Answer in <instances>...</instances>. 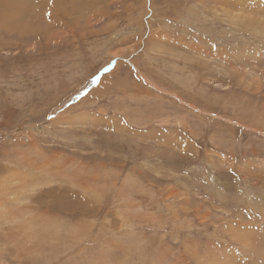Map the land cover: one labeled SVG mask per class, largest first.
I'll use <instances>...</instances> for the list:
<instances>
[{"label":"rangeland","instance_id":"374dc122","mask_svg":"<svg viewBox=\"0 0 264 264\" xmlns=\"http://www.w3.org/2000/svg\"><path fill=\"white\" fill-rule=\"evenodd\" d=\"M35 1L0 6V264H264V0Z\"/></svg>","mask_w":264,"mask_h":264},{"label":"bare ground","instance_id":"6f19581e","mask_svg":"<svg viewBox=\"0 0 264 264\" xmlns=\"http://www.w3.org/2000/svg\"><path fill=\"white\" fill-rule=\"evenodd\" d=\"M40 1H42L43 2V4H47L49 7L51 6V5H53V6H56L57 5V3H55V2H52V3H50V2H48V1H43V0H39V1H35L36 3H38V2H40ZM24 4L25 3H22L21 5H20V7H19V10H20V14H21V16L24 18V16L26 15V10H25V8H24ZM0 6H2V8H1V13H3V14H8V12L10 11V9H11V7H12V2H11V0H0Z\"/></svg>","mask_w":264,"mask_h":264}]
</instances>
